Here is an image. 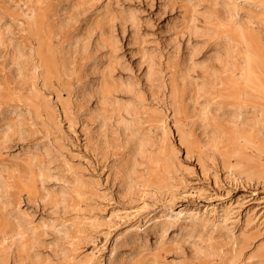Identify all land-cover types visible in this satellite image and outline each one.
<instances>
[{
    "label": "rangeland",
    "instance_id": "obj_1",
    "mask_svg": "<svg viewBox=\"0 0 264 264\" xmlns=\"http://www.w3.org/2000/svg\"><path fill=\"white\" fill-rule=\"evenodd\" d=\"M235 1L242 8L236 24L215 17L207 23L206 34L195 36L189 32L191 25H203L200 14L210 11L212 0H0V171L10 181V210L17 208L39 232H46L37 245L41 262L46 258V264H75L83 258L86 264H264L262 257L250 256L257 246L233 258L239 250L232 249L230 239V230L234 235L244 230L264 244V170L258 182L243 179L234 185L220 161L203 146L213 126L225 125L211 112L201 118L203 109L218 107L229 115L242 111L248 124L262 119L260 124L264 125V112L256 102L243 103L230 93L243 73L242 47L233 31L244 27L264 52V0ZM128 10L135 14L134 23L125 19ZM77 35L89 43L84 50L72 45ZM200 39L199 60L217 47L220 49L215 51L228 48L239 63L238 69L220 72L215 82L208 84L202 82L198 69L187 76L181 58L188 46ZM15 47L30 54L26 77L19 79L8 57ZM149 52L156 60L154 77L147 81ZM32 60L43 65L31 74ZM130 79L140 99L139 125L152 138L155 150L151 159L138 166V177L132 178L131 188L125 191L129 146L122 139L105 142L97 136L93 113L95 109L108 112L111 97L131 99V93L120 90ZM93 85L97 93H92ZM84 90L88 99L83 96ZM88 94H92L90 99ZM102 97L108 99L101 101ZM16 113L22 115L29 132L26 136L16 132L4 137L3 122L13 121ZM176 126L193 134V146L188 150L179 142ZM157 136L167 137L158 142ZM46 141L47 157L55 160L50 164L52 175L62 169L66 175L80 177L79 188L71 193L64 213L59 208L52 210L50 201H43L39 183L29 176V169L38 164L36 159L31 161V152L36 151L40 161L44 159L42 149L35 150L33 144H48ZM171 148L177 161L165 180L162 167ZM53 178L45 187L58 189L62 182ZM229 209L233 213L222 220L220 215ZM253 213L256 218L249 220ZM194 214L205 222V242L211 245L207 256H191L188 242L180 241L179 229L193 223ZM3 217L0 215V233L6 228ZM171 218L175 221L157 244L159 232H153V222ZM60 220L73 224L72 244L68 245L73 248V256L66 260L55 256L53 250L54 229ZM49 221L56 227L49 226ZM129 235L138 238L124 241ZM115 238L119 239L116 246L121 243L116 248L119 258L109 263L116 253L111 249ZM32 249L28 254L0 256V264H13L14 260L36 264Z\"/></svg>",
    "mask_w": 264,
    "mask_h": 264
},
{
    "label": "bare ground",
    "instance_id": "obj_2",
    "mask_svg": "<svg viewBox=\"0 0 264 264\" xmlns=\"http://www.w3.org/2000/svg\"><path fill=\"white\" fill-rule=\"evenodd\" d=\"M245 1H247V0H245ZM212 2H213V4L210 7L211 9H209L210 11H207V13H201L200 12L201 13L200 15L202 16V19H203L202 21L204 22L202 26H197L198 24L196 25L192 21L193 23L191 25L189 32H191L195 36L206 34V32H207L206 28L209 25V24L207 25V23L215 17L223 19L227 22H231L233 25L239 21L242 8L239 6V4L235 0H214V1L212 0ZM217 3L221 4L220 7L215 6ZM215 10H217L216 13H215ZM196 12H198V11H196ZM42 13H43V11H42ZM63 13H61V14H63ZM125 15H126L125 19L127 18L129 21H131V23L135 22V20H136L135 14L132 11L128 10V12H126ZM39 16H40V14H39ZM35 17H37V16H35ZM65 18H66V16H65ZM192 19H193V16H192ZM37 20H39L38 17H37ZM70 20H72V19H70ZM137 21H138V19H137ZM188 24H189V22H188ZM6 25L7 24H5V26ZM4 28L6 29V31L8 30L7 29L8 27H4ZM233 34L237 39L236 42H238L239 45L242 47V54H241V61L242 62H240V64H243V66H242L243 73H242V77H241V82L240 83H233V85L230 87V93L236 99H238L239 101H241L243 103H248L249 101L256 102V105L261 110V112H264V52L258 46L257 42H255L256 40L251 38V36L248 34L246 29H244V27H242V26L236 27L233 31ZM202 38H205V37H202ZM199 41H201V39L194 42L195 44H193L192 46H190V47L188 46V49L186 52L187 54L185 56H183V58H181L182 59V62H181L182 66L181 67H183V71L187 76H190L191 72H194L196 69H198L199 72H197V73H200L202 82H205L208 84L209 81H211V80H213V82H215L214 80L217 77L218 73L223 72V71H227V70L238 69L239 63L236 59H234L235 55H232L230 49H228V48H226V49L224 48V50L222 49V51L221 50L218 51L220 48L217 47L218 50L215 51L217 48L214 47L215 50H213L214 51L213 53H211L209 55H205L204 58L199 60L198 53L200 51L199 49L202 48L201 45H199V43H198ZM73 42L74 43H72V45L75 44L76 47L80 48V51L82 49L84 50L89 45V43H87V41H84L78 35L73 40ZM0 43H2V37H0ZM201 43H203V42L201 41ZM190 44L191 43H189V45ZM213 44H211V45H213ZM41 45H42V43L39 46H41ZM175 45H176V43H175ZM177 46H176V48H177ZM73 48H74V46H73ZM39 50H40V47H39ZM4 53L2 54V56L4 55ZM9 53H10V56L8 55V57H10L9 60H10L11 64L14 65V73L17 75L18 79L23 78L27 74V66H28L29 61H30L29 60L30 54L28 52H24L23 49L19 48V47H15V49L11 50V52H9ZM33 54H34V52H33ZM41 55H43V54H41ZM143 55L144 54H142V56ZM145 56H146V54H145ZM147 56H148L147 57L148 61H147V67H146L147 69L145 70L146 71L145 80L150 81L154 77V64H155L154 61L156 59L155 60L153 59L152 54L150 52L148 53ZM8 57H7V59H8ZM144 60H146V59H144ZM33 61L34 60H32V62ZM32 62H31V68H32L31 74L36 71V67L38 68L39 66L43 65L39 62H37V63H35V62L32 63ZM92 62L94 63V61H92ZM89 63H91V62H89ZM179 63H180V60H179ZM94 68H92V69H94ZM29 69H30V67H29ZM89 69H90V67H89ZM37 72H38V70H37ZM200 75H199V77H200ZM94 81H96V80H94ZM95 84H96V82H95ZM85 85H87V84H85ZM90 88H91V86H90ZM137 89H139V88H137ZM92 90H93L92 93L96 92L95 86ZM120 90H122L126 93H131V99H129V100L127 99L126 101H121V100L115 99L114 97H111L109 99V103L111 104V108H109L110 110L108 112H100L98 109H95L94 113L93 112L92 113H93V116L95 117V121H96L95 125H97L96 130H98V134H99L97 136L103 137L105 142L106 141H115V140L120 141V139H122L123 142H125L127 144V146H129L128 151L130 153V160H129L128 164H126V165L124 164L125 165L124 170H125V176L126 177H125V182H124V187H123V188H125V191H128L131 188L130 185H131L132 178H134V176H137L138 166L141 163L147 162L149 159H151V152L154 148L151 145V144H153L152 138L147 134V132L144 131L145 129L143 130V128L139 125L138 112H139V107H141V105L138 106L140 99L137 95V90L135 88L134 80H132V79L128 80L127 83L125 84V86L120 88ZM88 92H89V90H88ZM81 93H80V95H81ZM85 93H86V91L84 90L83 96L87 95V93L86 94ZM112 94H113V92L111 93V95ZM88 96L90 99V96L92 97V94H88ZM93 96H95V95H93ZM84 97L81 99L83 100ZM85 98H87V97H85ZM98 99H99V97H98ZM104 99H108V98H103V97L100 98L101 101ZM254 106H255V104H254ZM219 109L220 108L215 107L213 109L209 108L208 110L203 109V111H202L203 113H202L201 118H206V115L209 114L208 112H211V114L213 113L214 117L217 118L219 121L224 120V122H225L224 123L225 125L223 127L216 125V126H213V128H211L212 134H211V136L209 134L210 137L207 140H205L203 146L206 145V151H207V153L211 154L213 159L216 158V160L220 161L219 163L222 164V166L227 171V174H228L227 177L229 178V180H231L233 182L234 185L242 183V182H244V180H246V181H257L258 182V179L261 177V173L264 170V125H261L262 123L260 124V121L262 119L261 120H258V119L252 120V122L248 124V121L245 119L246 116L243 113H241L242 111L231 113L229 115L226 113V111H223V110L221 111ZM219 111H221V112H219ZM15 115H16L15 118L13 117L15 121L9 120V121L3 122V126L5 127V130H6L5 133L3 134L4 137H6V135L7 136L8 135H14V133H16V132H18L21 135H25L27 132H29L27 127H26V121H24V119H22V115L19 113H16ZM244 125H246L247 127ZM194 131H195V129L193 130V132ZM176 133H177V137H178L179 142L185 146L186 150H188L189 148H191V146H193L192 145L193 144L192 139H191L192 138L191 136L193 134H190L188 131L184 130L181 126H176ZM157 137H159V136H157ZM166 137L167 136H164V137L160 136L158 139V142H162ZM48 146H49V143L44 144L42 142L41 143L36 142V144H33V148L35 150H39V148L42 149V153L44 155V159L42 161H40V159L38 158L40 156L39 155L37 156L38 153H36V151L31 152L27 149V152H29V153L31 152L34 156V158H32L31 161L36 159L37 163H38L35 165L34 168L29 169V176H30V178L35 177V180L39 183L41 191H42L41 197H42L43 201H45L46 203L50 201L52 203V207H53L52 210L56 211L59 208L60 209L59 211L64 213L67 211V209L70 205L71 193L79 188L80 177L76 174L66 175L63 173L62 169H58L57 172L55 171L57 173L55 176L52 175L53 173H51L50 164L54 163L55 160H52V159L47 157L49 154L48 153L49 152ZM31 147H32V145H31ZM52 154H54V153H52ZM155 160L157 162H159L158 159H155ZM164 160L165 161L163 163L162 168H163V172H165V174H166L163 177L165 179V177L168 178L167 174L173 170L174 162L177 161L176 155H175V149L173 150V148H171V154L165 155ZM175 165H177V164H175ZM5 170H6V168H5ZM67 171H68V169H67ZM158 171H159V169H158ZM3 173L0 171V215L4 216L3 219H4V222L6 224V228L3 229L0 233V245H1L0 246V256L10 255L9 253H12V252H15V253L25 252L28 254V251H29L28 249L34 247L35 249H32L34 251H33V254L31 257H33L36 264L45 263L46 258L42 259V262H41L40 254L37 250L38 249L37 245H38V241L40 239V236L44 235L46 232L43 229L39 232L37 230V227L30 223V220H28L29 218L28 219L25 218L24 215H22L21 212L17 208L10 210L11 201H10V199H8L9 198L10 181L7 179V177ZM53 177L55 178L56 181L58 179L59 181L62 182V184L57 186L58 189L54 188V187H49V186L45 187L46 183H48V181L50 179H52ZM54 178H53V180H54ZM238 179H240V181H238ZM229 212H231L230 209L224 215H220V217L222 216L221 217L222 220L227 219V217H228L227 214H229ZM169 213H170V211H169ZM231 213H233V212H231ZM254 218H256V216L253 213V216H251L249 218V220H252ZM168 220L158 222V223L153 222V224H152L153 232H155V233L157 231L159 232L157 234V236L159 238V240L157 241V244L161 243L164 240L166 229L170 225H172L173 222L175 221L174 219L172 220V218H171L172 221H170V220L168 221ZM245 220H246V222H248L247 218ZM192 222L193 223L189 224V226H184V227L179 229L178 234H181L180 241H183L184 243L188 242V244H189L188 248H190V250L192 252L191 256H193V257H200V256H204V255L207 256L208 254H210V251H211L210 246L211 245H207L205 242L206 240H205L204 236L207 232V230L205 229V222H203L202 217H200L199 215H195V214L192 217ZM48 223H49V226H51V227L54 226V221H49ZM58 224H59L58 225L59 227L57 226L58 228L54 229V232H55V239L53 241L54 255L57 256L58 258H60L61 260H66V259H69L70 257L73 256V248L68 246V245L72 244V237H73L72 236V230H73L72 225L73 224L66 225L64 222H61V220L58 222ZM210 224H211V222H210ZM40 227L42 228V224L40 225ZM54 227H56V226H54ZM230 232H231L230 239H231L232 244H233L232 249L233 250L234 249L239 250L236 255H233V258L237 259L238 255L244 249L250 250V249H252V247L255 248L257 246L255 253L250 252V256H256V257L259 256V257H262L264 259V244L260 245V243H257V241L259 239H257L256 236L248 234L244 230L240 231L238 233V235H234L233 230H230ZM137 238H138L137 235H129V236H127V238L124 239V241L127 240L128 242H132V241L134 242V240H136ZM118 240H119L118 238H115V243H112L111 249L113 250V252H116V253H115V255H113V257H112L111 261H109V263H114V260H117V258H119L118 257L119 255H118L116 248H117V246H120L121 243L116 246ZM64 243H67V245H64ZM13 264H21V262L18 260L17 261L14 260ZM47 264H54V263H47ZM55 264H63V263L57 262ZM75 264H86V261L83 258H80V259H78V261ZM253 264H260V263L254 262Z\"/></svg>",
    "mask_w": 264,
    "mask_h": 264
}]
</instances>
